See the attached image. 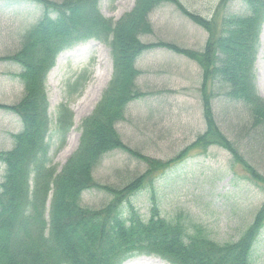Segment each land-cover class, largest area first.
Instances as JSON below:
<instances>
[{
	"label": "trees",
	"instance_id": "1",
	"mask_svg": "<svg viewBox=\"0 0 264 264\" xmlns=\"http://www.w3.org/2000/svg\"><path fill=\"white\" fill-rule=\"evenodd\" d=\"M30 1L41 5V15L21 35L19 48L0 56V61L20 66L17 76L23 83L16 103H0V109L16 114L21 121V129L12 134V147L0 150L4 166L0 176V264H121L139 254L155 255L171 264H253L251 250L264 223V203L237 240L223 243L199 226L187 232L180 215L173 219L161 216L154 201L144 219L129 197L165 162L130 148L116 124L125 120L128 103L145 94L136 83L141 73L135 66L137 57L152 47L185 55L201 67L205 122V129L190 146L223 148L253 180L264 184V175L245 158L238 141L217 126L212 100L222 94L240 104L245 118L237 135L249 136V142L264 140V99L256 92L253 68L264 0H241L242 13L223 11L218 20L188 11L179 0H135L117 20L101 14L99 0ZM224 1L228 0L220 3ZM164 4L174 5L208 32L202 50L163 40H141L153 32L150 14ZM87 39L109 45L111 78L92 112L81 121L77 148L57 171L48 154L49 137L55 134L57 149L61 148L73 114L66 104H59L55 128L50 130L45 76L59 52ZM72 87L80 95L84 81L77 80ZM113 150L143 161L145 172L120 187L96 182L94 168ZM91 188L102 189L111 198L100 207L83 206L82 193ZM126 200L129 204L124 213Z\"/></svg>",
	"mask_w": 264,
	"mask_h": 264
},
{
	"label": "rangeland",
	"instance_id": "2",
	"mask_svg": "<svg viewBox=\"0 0 264 264\" xmlns=\"http://www.w3.org/2000/svg\"><path fill=\"white\" fill-rule=\"evenodd\" d=\"M59 1V0H56ZM188 11L218 20L220 13H242L241 0H179ZM135 0H99L98 8L105 17L119 19ZM42 13V7L30 0H0V56L20 46L21 35ZM152 34L141 36L143 42H174L192 50H202L208 32L184 16L174 5L157 7L149 16ZM135 66L136 79L144 96L132 100L125 110V120L116 124L121 139L130 148L165 162L160 169L145 177L144 186L129 197L130 203L145 219L155 202L161 216H181L187 232L199 226L212 239L223 243L238 239L260 205L264 203V184L253 180L246 170L234 163L223 148L210 145L190 146L195 136L205 129L200 99L201 67L185 55L161 47L142 52ZM254 86L264 99V19L255 52ZM20 66L0 61V103L13 104L22 95V82L17 76ZM112 72V58L107 43L96 39L80 41L59 52L45 76L50 128H54L55 112L63 103L73 112V127L65 144L57 149L55 134L49 137L48 154L57 170L76 149L80 122L99 101ZM84 81L80 95L72 83ZM70 86V88H69ZM217 126L233 140L254 168L264 175V140L249 142L240 138L237 128L243 124L244 109L234 100L219 94L213 99ZM17 115L0 109V150L12 147V134L20 130ZM146 164L120 150L103 155L93 170L99 184L120 187L144 173ZM4 166L0 164V176ZM1 178V177H0ZM111 196L99 188L84 190L81 204L100 207ZM152 202V203H151ZM129 202L122 205L128 210ZM253 264H264V223L251 250ZM121 264H171L155 255L139 254Z\"/></svg>",
	"mask_w": 264,
	"mask_h": 264
},
{
	"label": "bare ground",
	"instance_id": "3",
	"mask_svg": "<svg viewBox=\"0 0 264 264\" xmlns=\"http://www.w3.org/2000/svg\"><path fill=\"white\" fill-rule=\"evenodd\" d=\"M165 49V48H164Z\"/></svg>",
	"mask_w": 264,
	"mask_h": 264
}]
</instances>
